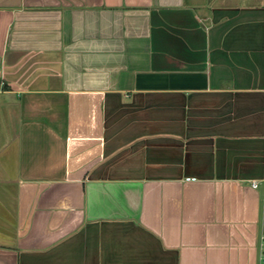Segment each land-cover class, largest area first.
<instances>
[{
    "label": "crops",
    "instance_id": "0c3cea01",
    "mask_svg": "<svg viewBox=\"0 0 264 264\" xmlns=\"http://www.w3.org/2000/svg\"><path fill=\"white\" fill-rule=\"evenodd\" d=\"M263 236L264 0H0V264H259Z\"/></svg>",
    "mask_w": 264,
    "mask_h": 264
},
{
    "label": "built area",
    "instance_id": "2783aa9c",
    "mask_svg": "<svg viewBox=\"0 0 264 264\" xmlns=\"http://www.w3.org/2000/svg\"><path fill=\"white\" fill-rule=\"evenodd\" d=\"M253 187L257 188L258 184L254 183ZM259 264H264V236L261 238V243H260V263Z\"/></svg>",
    "mask_w": 264,
    "mask_h": 264
},
{
    "label": "rangeland",
    "instance_id": "374dc122",
    "mask_svg": "<svg viewBox=\"0 0 264 264\" xmlns=\"http://www.w3.org/2000/svg\"><path fill=\"white\" fill-rule=\"evenodd\" d=\"M39 83H41V81Z\"/></svg>",
    "mask_w": 264,
    "mask_h": 264
}]
</instances>
